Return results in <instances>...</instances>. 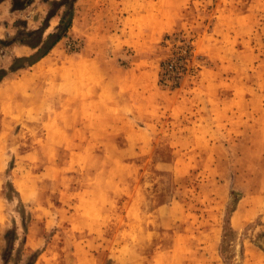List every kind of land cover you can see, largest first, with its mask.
<instances>
[{
	"label": "rangeland",
	"instance_id": "rangeland-1",
	"mask_svg": "<svg viewBox=\"0 0 264 264\" xmlns=\"http://www.w3.org/2000/svg\"><path fill=\"white\" fill-rule=\"evenodd\" d=\"M51 1L0 3V40ZM73 18L0 82V264L8 231L7 264H264V0H77ZM6 44L0 69L31 53Z\"/></svg>",
	"mask_w": 264,
	"mask_h": 264
},
{
	"label": "trees",
	"instance_id": "trees-1",
	"mask_svg": "<svg viewBox=\"0 0 264 264\" xmlns=\"http://www.w3.org/2000/svg\"><path fill=\"white\" fill-rule=\"evenodd\" d=\"M77 0H58L51 1L50 8L42 25L35 30H27L24 22H17L22 29H17L15 35L9 41H5L6 45H16L28 48L31 53L14 57L7 70L0 69V82L6 77L8 73H14L19 70L31 67L37 63L41 58L46 56L49 51L64 37H66L73 20L74 4ZM31 0H27L24 4H29ZM58 16L56 26L50 32H46L49 18ZM0 40V45H5ZM23 229L26 230L24 219H22ZM5 252L2 255L4 264H7L11 257V250L15 241V235L8 231L4 236ZM257 245L264 252V232L257 236ZM38 254H32L25 264H34ZM17 264V263H16Z\"/></svg>",
	"mask_w": 264,
	"mask_h": 264
},
{
	"label": "crops",
	"instance_id": "crops-1",
	"mask_svg": "<svg viewBox=\"0 0 264 264\" xmlns=\"http://www.w3.org/2000/svg\"><path fill=\"white\" fill-rule=\"evenodd\" d=\"M5 1H7V0H2L0 3H4ZM23 0H9V2H10V4H12V7H16V8H12L11 9V13H14V11H21V12H25V13H27V10H28V8L33 4V1H31L29 4H23V2H22ZM46 1V0H45ZM54 1H58V0H54ZM20 3V2H22V5H19V6H15V4L16 3ZM44 3H46V2H44ZM47 12L48 11H46V13H45V15H44V18H41V16L40 15H27V16H25L24 18H25V20H27V19H29L30 17V19H32V21H34V22H36V23H39V22H41V23H39L40 24V26L42 25V23H43V21H44V19H45V17H46V14H47ZM55 17H57V22H58V16H53V17H51V18H49V20H48V26H47V30H46V32L45 33H47L48 32V29H49V23H50V21L53 19V18H55ZM24 20V21H25ZM57 22H56V24H57ZM25 23V28L27 29V24H26V22H24ZM75 23V19L73 18V20H72V25H71V27H70V29H69V31H68V33L70 32V30L72 29V27H74V24ZM56 24H55V26H56ZM39 26V27H40ZM54 26V27H55ZM39 27H36L35 29H37V28H39ZM53 27V28H54ZM35 29H33V30H35ZM28 30V29H27ZM68 33H67V35H68ZM6 35L8 34V33H5ZM9 35V34H8ZM64 39V38H63ZM62 40V39H61ZM60 40V41H61ZM59 41V42H60ZM58 42V43H59ZM57 43V44H58ZM56 44V45H57ZM55 45V46H56ZM54 46V47H55ZM17 47H19V48H26V47H23V46H17ZM54 47L49 51V53L54 49ZM48 53V54H49ZM47 54V55H48ZM46 55V56H47ZM46 56H44L43 58H41L37 63H35L34 65H36V64H38L41 60H43ZM34 65H32V66H34Z\"/></svg>",
	"mask_w": 264,
	"mask_h": 264
}]
</instances>
